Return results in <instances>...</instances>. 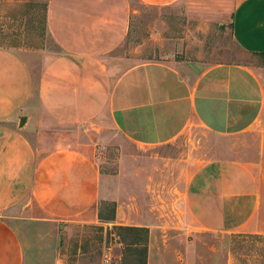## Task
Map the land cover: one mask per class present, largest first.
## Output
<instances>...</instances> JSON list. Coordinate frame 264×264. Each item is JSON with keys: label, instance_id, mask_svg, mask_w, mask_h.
I'll return each mask as SVG.
<instances>
[{"label": "crops", "instance_id": "1", "mask_svg": "<svg viewBox=\"0 0 264 264\" xmlns=\"http://www.w3.org/2000/svg\"><path fill=\"white\" fill-rule=\"evenodd\" d=\"M138 1L182 3L190 20L230 25L241 52L264 54V0ZM129 2L45 0L46 47L0 46V264H34L35 252L20 237L23 222H94L100 201L116 202L103 198L110 184L99 168V131L153 149L198 126L222 139L224 155L232 154L188 162L178 198L157 223L144 210L140 221H114L148 230L146 264H190L185 245H172L196 230L264 236V65L215 64L193 72L147 61L119 70L110 55L128 32ZM114 183L111 193L120 189ZM143 183L137 188L145 192L149 183ZM165 218L176 221L162 227ZM167 227L183 232L169 237Z\"/></svg>", "mask_w": 264, "mask_h": 264}, {"label": "rangeland", "instance_id": "2", "mask_svg": "<svg viewBox=\"0 0 264 264\" xmlns=\"http://www.w3.org/2000/svg\"><path fill=\"white\" fill-rule=\"evenodd\" d=\"M129 1L128 32L110 55L118 59L119 70L130 64L147 61L173 63L181 70L192 67L193 72L215 64H264L259 57L238 49L231 39L228 24L219 26L190 20L182 3L160 7L144 5L138 0ZM44 2L0 0V46L44 49L46 35L40 45L38 39L29 32L30 20L37 25ZM26 3L29 6H24ZM12 43L19 45L12 46ZM48 43L47 48L52 47ZM97 134L103 138L100 172L107 174L103 181L106 179L110 184L103 198L118 201L115 215L119 214V217H115L112 222L98 219L82 224L55 222L42 225L34 221L23 222L19 230L20 237L25 247L35 252L34 264H117L125 246L120 243L118 231L114 229V226L121 225L115 222L134 223L146 217L157 223L158 213H168L170 204L178 198L176 190L183 186L188 162H202L211 158L216 160L232 155L231 152L226 155L222 152L224 143L221 138L198 126H192L171 145L153 149L133 148L115 133L99 131ZM107 140L109 146H106ZM144 179H147L149 186L142 192L137 187L144 185ZM115 181H119L120 189L116 188L111 193ZM143 204H148L146 209L141 208ZM165 205L168 207L165 208ZM150 208L152 212L147 210ZM132 210L135 219L127 220ZM142 211L145 215L140 218ZM165 220L166 223L161 222L162 227L176 221L172 218ZM164 230L169 233V237L183 232L168 227ZM122 234V238L128 237L126 232ZM179 237L182 238L172 246L180 250L184 244L187 251L184 252V247L181 252L188 255L190 264H264V236L215 235L196 230L192 235L183 234Z\"/></svg>", "mask_w": 264, "mask_h": 264}, {"label": "trees", "instance_id": "3", "mask_svg": "<svg viewBox=\"0 0 264 264\" xmlns=\"http://www.w3.org/2000/svg\"><path fill=\"white\" fill-rule=\"evenodd\" d=\"M24 6H29V4L26 3ZM45 11L46 3H43L37 25L31 23L30 20L29 32L38 39V44L40 45H42L46 33ZM11 45L18 46L19 44L12 43ZM252 56L259 57L264 62V54H254ZM115 206V202L100 201L98 206V219L102 222H112L115 218ZM114 229L118 231L120 243L125 246L120 264H146L148 230L142 227L128 226H114ZM123 232H126L128 235L127 238H131L130 241L127 238H122ZM252 236L256 235H249V237Z\"/></svg>", "mask_w": 264, "mask_h": 264}, {"label": "built area", "instance_id": "4", "mask_svg": "<svg viewBox=\"0 0 264 264\" xmlns=\"http://www.w3.org/2000/svg\"><path fill=\"white\" fill-rule=\"evenodd\" d=\"M106 262H108V261L106 260Z\"/></svg>", "mask_w": 264, "mask_h": 264}]
</instances>
